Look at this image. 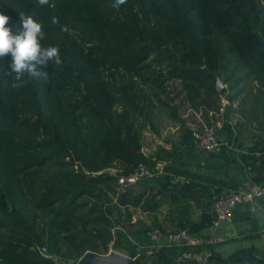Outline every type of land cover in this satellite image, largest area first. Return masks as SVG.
Returning <instances> with one entry per match:
<instances>
[{
    "label": "trees",
    "instance_id": "16d2710c",
    "mask_svg": "<svg viewBox=\"0 0 264 264\" xmlns=\"http://www.w3.org/2000/svg\"><path fill=\"white\" fill-rule=\"evenodd\" d=\"M54 2L55 9L36 0H0L14 19L24 12L43 23V43L58 46L64 61L42 69L47 80L12 89L9 59H0V264H60L37 245L75 260L108 252L112 220L97 199L105 193L112 196L107 202L130 203L118 177L141 162L152 166L143 131L158 94L141 85L160 87L163 74L146 72L154 62L177 57L168 75L189 81L191 100L195 83L205 89L199 106L206 111L220 109L211 95L220 94L219 76L236 86L245 68L264 85L260 0H127L119 8L115 0ZM52 16L59 24H51ZM230 54L236 61L228 68ZM72 78L80 101L67 104L62 79ZM130 255L134 264H151L145 255Z\"/></svg>",
    "mask_w": 264,
    "mask_h": 264
},
{
    "label": "crops",
    "instance_id": "0c3cea01",
    "mask_svg": "<svg viewBox=\"0 0 264 264\" xmlns=\"http://www.w3.org/2000/svg\"><path fill=\"white\" fill-rule=\"evenodd\" d=\"M252 80L241 96L224 101L228 106L221 144L214 152L199 149L194 134L203 129L189 119L170 123L153 147H144L143 141L154 175L124 189L130 203L113 202L122 211V219L117 217L125 221L118 227L154 258L151 264H200L178 261L183 248L165 237L153 242L148 230L154 226L164 232L186 228L214 235L216 242L204 247L210 253L207 264H264V195L256 205L237 204L231 223L214 224V204L225 190L253 182L264 187V85L256 77ZM136 199L137 206L131 205Z\"/></svg>",
    "mask_w": 264,
    "mask_h": 264
},
{
    "label": "rangeland",
    "instance_id": "374dc122",
    "mask_svg": "<svg viewBox=\"0 0 264 264\" xmlns=\"http://www.w3.org/2000/svg\"><path fill=\"white\" fill-rule=\"evenodd\" d=\"M263 12H262V18H264V0H260ZM261 28V24L259 25V29ZM72 34H78V32H72ZM264 38V35H263ZM59 46L65 50L66 43H64L60 38L56 39ZM79 40V38H78ZM87 46V44H86ZM67 49V48H66ZM225 49H227V45L225 46ZM87 51V50H86ZM154 58V57H152ZM227 63V67L231 68L233 64L236 61L235 56L229 55V58L225 60ZM171 62H179V59L176 57L175 59H172L171 61H164V62H154L150 68L146 69V72L156 70L158 73H162V77L158 80L160 83V87L157 85H141L142 87L147 88V90L150 91L149 94L151 95H157L155 100V104L157 105L156 108L153 109V111L150 112L147 119L149 121V124L144 128L143 131V141H144V147H153L154 144L156 145V138H163V133L166 127L172 123V122H182L183 120H195L199 124L200 129H207V127H210L218 118H223L224 114H226L227 106L228 104H225L224 101L228 100L229 98L235 96L239 97L241 96L242 90L245 87H249L252 79L255 77L254 74L247 69H242L241 73L242 79L238 85H233L232 82H224L222 77L219 76L226 87V92L223 94L215 95L211 94L212 98L214 99L213 104H218L220 107L224 106L225 110H215L212 109L210 111H206L204 108L200 109L199 103L201 102V99L206 96L205 89L198 87L197 83H195L190 89L193 93V99L191 100L188 98V90L185 88L186 84H189V81H183L181 78H173L168 75V71L170 70ZM108 71H105V75L107 76ZM157 74V73H156ZM218 74V73H217ZM244 74L246 76L244 77ZM74 78H72L68 83H66L62 79V83L67 86L66 90L64 91V94L67 95L66 103L69 104L70 102H74L76 100L80 101V88L75 83ZM27 87V85L25 86ZM23 87V88H25ZM151 87V88H150ZM22 89V88H20ZM217 102V103H216ZM200 109V110H199ZM199 110V111H198ZM194 111H198V114L196 115ZM84 111L80 109L78 113L82 114ZM82 116V115H81ZM82 118V117H81ZM83 122H86V117H83ZM203 130H199L198 132H201ZM195 137V136H194ZM117 166H112L109 168L110 171L114 172L116 170ZM112 196L109 194L102 195L97 201L100 203H106L104 205L105 211L108 214V216L112 220V231L114 234V237L111 240V247L109 248L108 252H111L112 250L120 251L124 254L130 255L132 252L139 253L141 255H145L146 259L149 261L154 262V258L147 253L145 254V250L143 248H138L136 244H134L129 237L124 233V231H121V228L118 226H122L125 221H120L119 218L121 217L119 207H116L114 202H107L108 200H111ZM87 200H89L87 198ZM106 201V202H105ZM129 213V211H126V215ZM117 216H120L119 218ZM122 219V217L120 218ZM122 222V223H121ZM124 222V223H123ZM122 224V225H121ZM159 226H154L151 229H149L148 234L150 236L151 231ZM127 230H131V228H127ZM116 245L117 248H114L113 245ZM44 245H37L36 250L47 257H51L54 260L58 261L60 264H78L79 259H67L63 256L56 255L54 253H51L47 247L44 249ZM106 254V253H105Z\"/></svg>",
    "mask_w": 264,
    "mask_h": 264
},
{
    "label": "clouds",
    "instance_id": "9594fccd",
    "mask_svg": "<svg viewBox=\"0 0 264 264\" xmlns=\"http://www.w3.org/2000/svg\"><path fill=\"white\" fill-rule=\"evenodd\" d=\"M127 0H115L113 7L119 8ZM40 7L56 8L54 0H36ZM17 21L19 27H17ZM52 25L59 24V17L50 18ZM61 31L67 32V26H61ZM44 25L31 14L18 13L16 19L3 7H0V59L8 58L7 75L12 77L11 88L25 87L29 79L39 81L48 79L49 64L62 66L64 61L58 46H46Z\"/></svg>",
    "mask_w": 264,
    "mask_h": 264
},
{
    "label": "built area",
    "instance_id": "2783aa9c",
    "mask_svg": "<svg viewBox=\"0 0 264 264\" xmlns=\"http://www.w3.org/2000/svg\"><path fill=\"white\" fill-rule=\"evenodd\" d=\"M224 128V120L217 119L213 125L194 135L197 138V145L200 150L214 152L221 144L220 132ZM154 175L153 169L145 162H141L138 167L126 174L118 177V189L124 190L140 180ZM264 195V187L257 182H253L244 188H229L225 190L216 200L214 207L216 219L214 224L231 223L233 210L239 203L249 202L256 205ZM153 242H159L164 237L170 245L181 246L183 249L178 255V261L193 260L200 264H207L210 260V253L204 248L216 242V237L212 234H197L186 228H179L164 232L161 227L154 228L150 233ZM44 249H46L44 247Z\"/></svg>",
    "mask_w": 264,
    "mask_h": 264
},
{
    "label": "water",
    "instance_id": "95a60500",
    "mask_svg": "<svg viewBox=\"0 0 264 264\" xmlns=\"http://www.w3.org/2000/svg\"><path fill=\"white\" fill-rule=\"evenodd\" d=\"M216 88L220 94L226 92L224 82L220 78L217 79ZM134 259L133 256L117 250L106 254L89 251L80 258L78 264H134Z\"/></svg>",
    "mask_w": 264,
    "mask_h": 264
}]
</instances>
